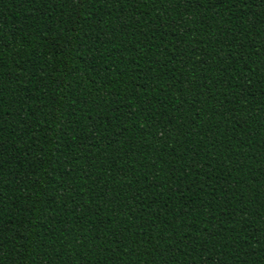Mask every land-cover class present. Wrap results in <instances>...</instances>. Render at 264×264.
<instances>
[{"label": "trees", "instance_id": "obj_1", "mask_svg": "<svg viewBox=\"0 0 264 264\" xmlns=\"http://www.w3.org/2000/svg\"><path fill=\"white\" fill-rule=\"evenodd\" d=\"M0 264H264V0H0Z\"/></svg>", "mask_w": 264, "mask_h": 264}]
</instances>
